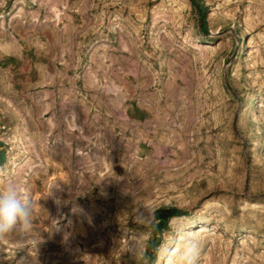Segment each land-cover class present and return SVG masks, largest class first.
I'll list each match as a JSON object with an SVG mask.
<instances>
[{
	"label": "rangeland",
	"instance_id": "rangeland-1",
	"mask_svg": "<svg viewBox=\"0 0 264 264\" xmlns=\"http://www.w3.org/2000/svg\"><path fill=\"white\" fill-rule=\"evenodd\" d=\"M2 124L0 264H76L75 205L80 264H264V0H0Z\"/></svg>",
	"mask_w": 264,
	"mask_h": 264
},
{
	"label": "bare ground",
	"instance_id": "bare-ground-1",
	"mask_svg": "<svg viewBox=\"0 0 264 264\" xmlns=\"http://www.w3.org/2000/svg\"><path fill=\"white\" fill-rule=\"evenodd\" d=\"M57 14V11H52V17L54 18H58V16H56ZM201 50H206L207 48L204 47V46H201L200 47ZM74 122V121H73ZM69 125V124H68ZM19 137H15L13 139V142H16V141H19L18 140ZM98 159V161L101 163L100 165H102V167H106V165L104 164V159L102 158V155H98L96 156ZM102 158V159H101ZM79 203V202H78ZM79 205V204H78ZM82 205V204H81ZM111 205V204H110ZM113 205V204H112ZM76 206H71L72 208L75 209L74 212H70L69 214V220H68V223L66 225H64L63 227H60L58 228L59 229V234H57V237H58V240L60 241V245L61 247H63V249H68L70 251V254L72 256V258L70 259H74V262L76 261V264H80L81 261H86L87 263H92V261L94 260V256H93V252H90V253H86L84 251V249H81L80 248V241H86L87 237L89 236V234L91 233V229L94 227L93 226V219H95L96 221V224H98V220L97 218L99 217L97 215V213H95V210L96 208L94 207V209H85V208H81L79 206V208L77 209H82V210H85V212H79L77 211L76 209ZM83 206V205H82ZM70 207V208H71ZM93 207V206H92ZM116 207V206H115ZM62 208L60 207V202L58 201V199L56 198L55 199V210H56V213H59L60 210ZM99 209V208H97ZM121 209V208H120ZM126 209V208H125ZM126 211V210H124ZM119 212L117 211V213L113 216L114 218L112 219V221H110V227H115L117 226V223L119 222L120 224L124 222V220L128 219V220H131L134 216V214L132 212L128 213L127 211L126 212ZM132 211V210H131ZM103 212V211H102ZM82 215V216H81ZM102 216V214H101ZM103 217V216H102ZM59 219V217H58ZM138 217L134 218V222L135 220H137ZM101 222V221H100ZM105 226V224H104ZM99 228V224L97 226ZM104 229V227L102 226V223H101V226L100 228L98 229L99 232H98V235H100V237L98 236L95 240H94V243H98L100 244L99 246H102L103 245V242L105 240V237L102 235V230ZM93 231V230H92ZM78 232V234L81 236L80 238L79 237H75V233ZM96 232V230H95ZM94 233V232H93ZM91 233V234H93ZM97 233V232H96ZM95 233V234H96ZM89 241V240H88ZM90 242V241H89ZM84 243V242H82ZM86 243V242H85ZM84 243V244H85ZM86 246V249L88 250V247L87 244H85ZM96 247H91L90 246V249L91 250H94ZM98 248V247H97ZM125 248V247H124ZM89 249V250H90ZM132 252H135V248H131ZM68 251V252H69ZM70 257V256H69ZM85 262V263H86Z\"/></svg>",
	"mask_w": 264,
	"mask_h": 264
},
{
	"label": "clouds",
	"instance_id": "clouds-1",
	"mask_svg": "<svg viewBox=\"0 0 264 264\" xmlns=\"http://www.w3.org/2000/svg\"><path fill=\"white\" fill-rule=\"evenodd\" d=\"M28 205L29 197L21 193L16 185L0 190V238L30 225Z\"/></svg>",
	"mask_w": 264,
	"mask_h": 264
},
{
	"label": "crops",
	"instance_id": "crops-1",
	"mask_svg": "<svg viewBox=\"0 0 264 264\" xmlns=\"http://www.w3.org/2000/svg\"><path fill=\"white\" fill-rule=\"evenodd\" d=\"M7 161V147L4 133L0 130V166Z\"/></svg>",
	"mask_w": 264,
	"mask_h": 264
},
{
	"label": "trees",
	"instance_id": "trees-1",
	"mask_svg": "<svg viewBox=\"0 0 264 264\" xmlns=\"http://www.w3.org/2000/svg\"><path fill=\"white\" fill-rule=\"evenodd\" d=\"M167 214H168V217H166L165 219H161V220H160V223H159L158 228L161 227V226H166L167 223H168V220H169V218H170V215H172V214H174V213L171 212V211H167Z\"/></svg>",
	"mask_w": 264,
	"mask_h": 264
},
{
	"label": "built area",
	"instance_id": "built-area-1",
	"mask_svg": "<svg viewBox=\"0 0 264 264\" xmlns=\"http://www.w3.org/2000/svg\"><path fill=\"white\" fill-rule=\"evenodd\" d=\"M0 130L4 133L5 138H7L6 135L8 134V131H9L7 128V125L2 124L0 126ZM5 143H6V145H8L7 141H5Z\"/></svg>",
	"mask_w": 264,
	"mask_h": 264
}]
</instances>
